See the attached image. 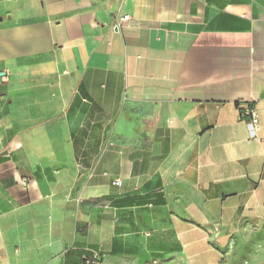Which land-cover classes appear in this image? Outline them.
Listing matches in <instances>:
<instances>
[{
  "label": "crops",
  "instance_id": "0c3cea01",
  "mask_svg": "<svg viewBox=\"0 0 264 264\" xmlns=\"http://www.w3.org/2000/svg\"><path fill=\"white\" fill-rule=\"evenodd\" d=\"M1 73L0 264H264V0H0Z\"/></svg>",
  "mask_w": 264,
  "mask_h": 264
},
{
  "label": "built area",
  "instance_id": "2783aa9c",
  "mask_svg": "<svg viewBox=\"0 0 264 264\" xmlns=\"http://www.w3.org/2000/svg\"><path fill=\"white\" fill-rule=\"evenodd\" d=\"M129 20H130L129 15H125L123 17H120L118 26L122 22H126ZM241 117L244 120L248 121L254 130L258 129L259 120H258V114H257L255 109H253L251 107L244 109V111L241 114ZM115 184L120 186L122 184V181L120 179H117L115 181ZM85 264H100V254L98 252H95L90 258L89 257L85 258Z\"/></svg>",
  "mask_w": 264,
  "mask_h": 264
},
{
  "label": "rangeland",
  "instance_id": "374dc122",
  "mask_svg": "<svg viewBox=\"0 0 264 264\" xmlns=\"http://www.w3.org/2000/svg\"><path fill=\"white\" fill-rule=\"evenodd\" d=\"M243 264L246 262V264H254L253 263V259L250 255H247L244 259H243Z\"/></svg>",
  "mask_w": 264,
  "mask_h": 264
},
{
  "label": "trees",
  "instance_id": "16d2710c",
  "mask_svg": "<svg viewBox=\"0 0 264 264\" xmlns=\"http://www.w3.org/2000/svg\"><path fill=\"white\" fill-rule=\"evenodd\" d=\"M85 258H87V257H85ZM84 261H85V259H84Z\"/></svg>",
  "mask_w": 264,
  "mask_h": 264
},
{
  "label": "water",
  "instance_id": "95a60500",
  "mask_svg": "<svg viewBox=\"0 0 264 264\" xmlns=\"http://www.w3.org/2000/svg\"><path fill=\"white\" fill-rule=\"evenodd\" d=\"M2 75V73L0 74V76Z\"/></svg>",
  "mask_w": 264,
  "mask_h": 264
}]
</instances>
